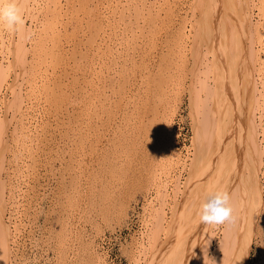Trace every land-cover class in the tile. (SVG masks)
<instances>
[{"label": "rangeland", "instance_id": "rangeland-1", "mask_svg": "<svg viewBox=\"0 0 264 264\" xmlns=\"http://www.w3.org/2000/svg\"><path fill=\"white\" fill-rule=\"evenodd\" d=\"M45 1L39 0L41 8L37 7L39 12L36 13L35 20L23 16V21L27 28L32 27L29 28L30 34L28 33L32 39L28 36L25 42L29 49H32L33 38L40 41L38 39L45 32L50 34L47 46L52 57L42 68L50 77L48 81L42 82L43 86L40 84L39 91L35 92L37 98H33L32 105L27 104L29 107L26 105L29 111L24 108L26 116L22 119L12 117V110L9 108L1 109V114L8 116L6 118L9 125L3 155L5 168L0 173L7 199L4 216L13 233L8 264H137L138 259L141 260L139 263L144 264L143 260L151 252L147 229L153 223V218L150 219L154 217L153 209L158 205V212L164 210L160 215V220H165L160 224L164 226L173 216L174 209L169 210L170 207L174 205L175 208L178 200L181 203L180 198L186 197L182 193L185 190L181 192L183 186L187 185L185 180L188 179L189 171L186 168L181 169L179 164H175L170 173L156 171L157 177L161 176L159 179L153 176L158 162L157 155L160 153L158 135L162 128V112H165L167 119H171L169 130L175 137L177 152L181 157H188H185L187 164L193 157L190 153L194 151L190 147L193 146L192 118L187 98V86L190 84L187 73L192 0ZM257 4L253 21L259 19L264 25V0H258ZM42 9H45V13L41 12ZM168 25L173 26H170L169 31H164ZM180 26L182 31L178 34L179 46L186 48L189 45L182 54L175 52L177 40L174 32ZM10 32L3 24L0 26V35L5 44L10 43V39L16 37L18 31L14 30V34ZM101 35L114 42L118 40L117 44L122 39V44L120 47L113 44L107 51L105 43L99 40ZM262 40L264 42V38ZM97 44L105 54V64L100 71L102 83L98 85V91L95 89L97 79L92 73V67L87 70L90 59L97 57L91 52ZM30 57L29 55L28 63ZM9 58L10 56L2 60L0 57V60L6 64ZM10 74L9 80L13 77L12 72ZM88 77L95 81L92 82ZM5 96L11 97L8 92ZM137 103L143 105L138 108ZM132 111L141 115L133 113V119L139 116L140 123L136 122L138 126L133 123L131 128L128 123L125 125V118ZM18 120L25 128L31 127L26 129L30 133H27L25 142L23 139L21 142L15 140V130L12 131ZM27 120L31 124H26ZM122 130H125L124 133ZM154 179L158 180L156 184ZM175 182L179 183V190L175 187ZM261 183L264 188L262 175ZM164 190L167 194L163 193L162 196L161 192ZM178 193H182L184 197L178 196ZM172 195L178 199L172 200ZM192 201L195 204L196 197ZM190 203L192 202L189 201ZM192 216L193 211L190 217ZM253 224L247 264H264V216ZM162 226L159 233L162 232ZM221 226L217 225L215 231L218 232ZM182 241L185 245V240ZM187 242V245L190 244L189 240ZM141 245L147 250L142 249ZM171 249L172 247L169 251Z\"/></svg>", "mask_w": 264, "mask_h": 264}, {"label": "bare ground", "instance_id": "bare-ground-1", "mask_svg": "<svg viewBox=\"0 0 264 264\" xmlns=\"http://www.w3.org/2000/svg\"><path fill=\"white\" fill-rule=\"evenodd\" d=\"M39 3V0H0V10L14 7L20 11L21 15V22L14 28H10L6 24L0 23V26L3 24L12 33L14 32V30L18 31L16 37L10 36L12 37L10 39L11 41L9 40L10 43L6 44L4 38L0 35V57L3 60V58H8V56H10L6 64L4 63V61L0 60V173L4 167L3 163L5 161L3 159V155L8 140L7 131L9 128L6 118L8 116L1 114V109L9 108L12 110L10 111V115L11 112L13 114L12 117L22 119L25 115L24 108L27 109L29 107L28 105L31 104V101L34 100L33 98H37L35 97L37 96V93L35 92L39 91V86L42 85V82L48 81V77H50L47 71L42 69L44 65L46 66L47 62L51 61L52 57L48 53L49 50L47 46V43L50 39V36L48 35L50 34L45 32L42 35L43 37L41 36L38 39L40 41H36V39L33 38L32 49H29V47H27V44L25 43L29 37L31 38V36H29V28L31 26L29 25L30 27L27 28L26 25H24V17L29 16L31 19L35 20L36 13L39 12V8H41ZM96 3H98V1ZM257 3L258 0H192V6H190L192 8L190 9L192 10V18L189 22V26L192 32L189 31V33H191V45L189 48V71L187 73L190 81L188 83L190 84L189 86H187V98L191 111L190 115L192 118L191 130L193 131V137L191 141L193 143V146L191 145L190 147H193L194 150L193 152H188L192 153L193 157H189L191 160H189L190 162H188V165L186 161V158L188 157H186V155V158L181 157V155L177 152V146L175 147L174 143L175 137L169 130L170 117L167 119L165 116V112H162V128L160 130V134L158 135V151H160V153L157 155L158 162L156 165L157 167L154 176L152 175L153 177H155V179H159L158 177H160L161 175L157 177L158 171H162L163 173H170L175 164H179L181 169L186 168L185 170L189 171L188 179L185 180V183H187V185H185L186 189L185 186H183V189H181V192L182 190H185V192L188 191V193L186 192L187 194H185L184 191L182 192L184 193V195H186V197H184L182 193H178V196L183 195L184 198H180L181 203L180 200H178V205L177 203L175 204V202H172L173 204H175V208L172 204L173 207H170L169 210H171V208L174 209L172 211L173 216H171L172 219L170 221H166L167 223L164 226L161 225V222L163 220H160V215L164 210H162V212L159 210V213L156 209L158 205L156 207L154 206L155 209H153L154 211H152V216L154 217L150 218H153V223H150L152 224V226L149 225L151 226V228L148 226L147 229L149 231L147 241L149 243L148 245L151 252L149 253L150 255H148L149 257H146L145 260H143L144 264H247V258L251 247V227L254 226L253 223L255 221H259V219L263 218L264 216V188L261 183V175L264 176V42L262 40V38H264V25L262 22H259V19L253 21V15L255 14L254 8L258 5ZM34 8L37 9L34 11ZM44 10L45 9H42L41 12L45 13ZM22 13H24V15H22ZM83 19L85 20V17H83ZM86 19L88 18L86 17ZM47 21L48 19L46 18V22ZM106 23L107 22L105 21V24ZM35 24H37V22ZM170 26L173 25H168L166 29L163 30L169 31ZM181 28L182 27L180 26V29L174 32L176 33V37L174 35V38H176L177 40L175 52L177 51V53L182 54L189 45L186 48L181 47V45L179 46L178 34L182 31ZM116 30H118V27L115 28V32ZM31 33L33 34V32ZM116 34L117 33H115V35ZM31 39L29 40L30 42ZM99 40L100 42L103 41L105 43V48L107 51L109 50V48H112L113 44H117L116 42L118 41L116 40L114 42L112 41L113 39H107L105 38V35H101L99 37ZM120 44H122V39L120 40V42H118L117 45H119L120 47ZM100 49L101 48L98 44L95 45L94 50L91 49L93 55H96L97 57H92L87 67V70L92 67V73H94V76L97 79L95 85V89L97 91L100 87H98V85L102 83L100 81V71L102 69V66L105 64V62L103 61V57L105 56V54ZM29 55L31 56L30 63H28ZM185 56L182 57L186 58ZM183 58H181L182 61ZM10 71L12 72L13 77H11V79L9 80L11 76ZM88 78L90 79V77ZM90 80L92 81V79ZM25 84L27 86V89H25ZM92 87H94V85ZM6 92L10 93L11 97L5 98ZM146 99L147 98L145 97V104H147ZM34 102H36V100ZM36 103L34 104L36 105ZM26 105L28 107H26ZM142 105L143 103H137L138 108H140ZM145 106L146 105H144V107ZM133 113L139 115V112L132 111L129 112V114H127L125 118V125L128 123L131 128L132 126H134L133 123H140L139 116L141 114L133 119ZM18 122L14 125V127H12L14 128L12 129V131L15 130L14 136L15 138H17L14 139L18 140L19 142H21V140L23 139L25 142L26 137L28 138L27 133L30 131L26 130L29 126L25 128L24 124L22 125L20 122ZM27 123L31 124L29 120L26 121V124ZM136 126H138L137 123ZM29 128L31 129V127ZM124 131L125 130H122L121 132L124 133ZM121 136H123V134H121ZM82 166L84 167V165ZM91 166H93V164ZM91 171L93 170L91 169ZM162 172L160 174H162ZM155 179L154 182L156 184L158 180L155 181ZM159 181L162 180L160 179ZM178 184L176 183L175 187H177L179 190ZM4 190L5 184L3 181H1L0 175V264H8L9 262L11 254L10 242L13 234L11 233V225L9 226L4 216L5 209L7 208L5 206L7 204V199L4 195ZM215 190H226L231 194V202L234 208L233 215L235 217L233 222L220 224L222 226L221 228H219L218 232L215 231L217 225L202 223L200 222L197 214H195L196 209L199 207L201 201L205 198L207 192ZM176 192L177 190L174 192V196ZM161 193H165V190ZM165 194H167V192ZM162 196H164V194ZM158 197L161 196L159 195ZM165 197H168V195ZM195 197L196 203L194 204V201L192 200H194ZM170 198L175 199L176 197H173L172 195V197ZM177 199L178 198H176V200ZM189 201H191L193 204H189ZM162 204H164V202ZM162 204L161 206H163ZM190 205H192L191 208L189 207ZM149 208L152 209L151 206ZM192 211L193 216L191 218L190 215ZM169 216L170 215H168V217ZM14 218L13 221L15 220ZM17 218L19 219V217ZM157 225L159 228H157ZM161 226L162 232H160V235L159 229H161ZM12 227L14 228V226ZM187 237H189L190 239H187ZM14 238L16 239V237ZM182 240H185L186 243H188L187 240H189L190 244L187 245L185 243V245H183L184 242ZM143 247L144 246H142V249L147 250V248ZM171 247L172 249L171 251H169ZM187 256L189 258H185ZM140 261L141 260L138 259L137 264H141L139 263Z\"/></svg>", "mask_w": 264, "mask_h": 264}, {"label": "clouds", "instance_id": "clouds-1", "mask_svg": "<svg viewBox=\"0 0 264 264\" xmlns=\"http://www.w3.org/2000/svg\"><path fill=\"white\" fill-rule=\"evenodd\" d=\"M21 22L20 11L14 7L0 10V23L14 28ZM231 194L226 190L208 191L205 198L196 209L200 222L210 225H220L233 222L234 208Z\"/></svg>", "mask_w": 264, "mask_h": 264}]
</instances>
